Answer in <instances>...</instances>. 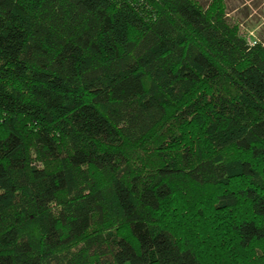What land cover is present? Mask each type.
I'll return each instance as SVG.
<instances>
[{
    "label": "trees",
    "instance_id": "1",
    "mask_svg": "<svg viewBox=\"0 0 264 264\" xmlns=\"http://www.w3.org/2000/svg\"><path fill=\"white\" fill-rule=\"evenodd\" d=\"M227 1L0 0V264H264V41Z\"/></svg>",
    "mask_w": 264,
    "mask_h": 264
},
{
    "label": "rangeland",
    "instance_id": "2",
    "mask_svg": "<svg viewBox=\"0 0 264 264\" xmlns=\"http://www.w3.org/2000/svg\"><path fill=\"white\" fill-rule=\"evenodd\" d=\"M227 6L229 18L240 23L246 37L264 41V0H228Z\"/></svg>",
    "mask_w": 264,
    "mask_h": 264
}]
</instances>
